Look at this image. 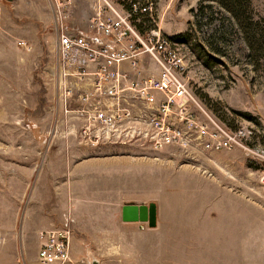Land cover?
<instances>
[{
	"label": "rangeland",
	"instance_id": "obj_1",
	"mask_svg": "<svg viewBox=\"0 0 264 264\" xmlns=\"http://www.w3.org/2000/svg\"><path fill=\"white\" fill-rule=\"evenodd\" d=\"M154 1L193 108H227L264 145V0ZM95 4L73 0L64 21L84 24ZM57 20L49 0H0V242L34 249L69 221L73 264H264L261 164L241 148L84 139L73 110L90 84L66 73ZM151 202L155 227L122 218L125 204ZM10 251L0 243V264H19Z\"/></svg>",
	"mask_w": 264,
	"mask_h": 264
},
{
	"label": "built area",
	"instance_id": "obj_2",
	"mask_svg": "<svg viewBox=\"0 0 264 264\" xmlns=\"http://www.w3.org/2000/svg\"><path fill=\"white\" fill-rule=\"evenodd\" d=\"M49 1L58 19L66 73L89 80L90 88L80 93L73 110L85 122L80 130L84 139L142 140L204 153L241 148L261 164L264 187V145L227 108L210 105V111L203 109L206 117L193 108V94L182 77L185 58L157 26L154 0H115L118 6L96 0L84 24L63 19L73 0ZM151 59L160 66L158 74L142 68ZM72 238L69 221L42 230L39 264L72 263Z\"/></svg>",
	"mask_w": 264,
	"mask_h": 264
},
{
	"label": "crops",
	"instance_id": "obj_3",
	"mask_svg": "<svg viewBox=\"0 0 264 264\" xmlns=\"http://www.w3.org/2000/svg\"><path fill=\"white\" fill-rule=\"evenodd\" d=\"M51 228V227H50ZM44 230V229H43ZM42 231V230H41ZM40 231V232H41ZM40 232L38 234V244L35 245V248H29L25 242H24V249H22V242H23V236H21L19 239L16 240H10L6 239L5 242H0V243H8L10 248H13V252H4V256H10V259L19 264H39L38 262V249L40 247ZM7 247V246H6ZM72 250H73V255L75 258L79 256V249L77 247V240L72 239ZM1 259V255H0ZM7 259V258H6ZM6 261V260H5ZM68 264H73V263H68Z\"/></svg>",
	"mask_w": 264,
	"mask_h": 264
},
{
	"label": "water",
	"instance_id": "obj_4",
	"mask_svg": "<svg viewBox=\"0 0 264 264\" xmlns=\"http://www.w3.org/2000/svg\"><path fill=\"white\" fill-rule=\"evenodd\" d=\"M157 204L151 202L146 204H125L122 208V218L125 221H142L148 222L150 227L157 224ZM90 264H98L96 258L89 260Z\"/></svg>",
	"mask_w": 264,
	"mask_h": 264
},
{
	"label": "trees",
	"instance_id": "obj_5",
	"mask_svg": "<svg viewBox=\"0 0 264 264\" xmlns=\"http://www.w3.org/2000/svg\"><path fill=\"white\" fill-rule=\"evenodd\" d=\"M257 24H259V23H257ZM261 27H262V29L264 30V25H262ZM249 42H250V41H249ZM262 50L264 51V49H263V48H262Z\"/></svg>",
	"mask_w": 264,
	"mask_h": 264
}]
</instances>
